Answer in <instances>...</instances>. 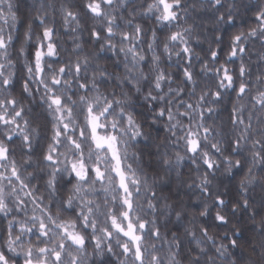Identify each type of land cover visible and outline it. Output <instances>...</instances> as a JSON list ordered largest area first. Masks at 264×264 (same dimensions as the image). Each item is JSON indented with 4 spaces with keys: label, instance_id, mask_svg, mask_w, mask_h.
Listing matches in <instances>:
<instances>
[{
    "label": "clouds",
    "instance_id": "clouds-1",
    "mask_svg": "<svg viewBox=\"0 0 264 264\" xmlns=\"http://www.w3.org/2000/svg\"><path fill=\"white\" fill-rule=\"evenodd\" d=\"M0 264H264V0H0Z\"/></svg>",
    "mask_w": 264,
    "mask_h": 264
}]
</instances>
